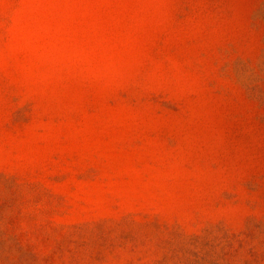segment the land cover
Returning <instances> with one entry per match:
<instances>
[{
  "label": "rangeland",
  "instance_id": "rangeland-1",
  "mask_svg": "<svg viewBox=\"0 0 264 264\" xmlns=\"http://www.w3.org/2000/svg\"><path fill=\"white\" fill-rule=\"evenodd\" d=\"M0 264H264V0H0Z\"/></svg>",
  "mask_w": 264,
  "mask_h": 264
}]
</instances>
